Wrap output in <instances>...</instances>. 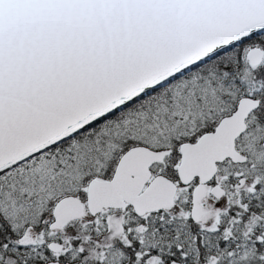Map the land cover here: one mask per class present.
I'll use <instances>...</instances> for the list:
<instances>
[{
	"label": "snow or ice",
	"instance_id": "obj_1",
	"mask_svg": "<svg viewBox=\"0 0 264 264\" xmlns=\"http://www.w3.org/2000/svg\"><path fill=\"white\" fill-rule=\"evenodd\" d=\"M0 264H264V0H0Z\"/></svg>",
	"mask_w": 264,
	"mask_h": 264
}]
</instances>
